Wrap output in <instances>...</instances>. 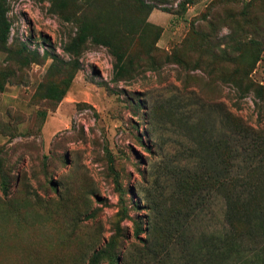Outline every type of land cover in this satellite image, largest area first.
<instances>
[{
	"label": "rangeland",
	"instance_id": "obj_1",
	"mask_svg": "<svg viewBox=\"0 0 264 264\" xmlns=\"http://www.w3.org/2000/svg\"><path fill=\"white\" fill-rule=\"evenodd\" d=\"M0 2V264H264V0Z\"/></svg>",
	"mask_w": 264,
	"mask_h": 264
},
{
	"label": "trees",
	"instance_id": "obj_2",
	"mask_svg": "<svg viewBox=\"0 0 264 264\" xmlns=\"http://www.w3.org/2000/svg\"><path fill=\"white\" fill-rule=\"evenodd\" d=\"M6 13H7V8L5 7V3L2 4L0 2V44L5 45L10 33V25L8 23V20L6 19ZM86 31V28H85ZM83 38V37H82ZM100 38V37H99ZM102 39H99V41H101ZM110 45L109 42H107ZM117 56V67H116V72L115 74L117 76H121L122 73L124 72V64H123V58L121 57L120 54H118V52L116 53ZM250 91V89H245L241 91V99H243L245 97V94H247ZM49 95L51 97H55L58 96V98L60 99L63 95L64 92H57V90H52L50 89L49 91ZM3 193L6 196L8 194V191L6 190V188H3ZM227 205L230 206V200L227 197ZM229 209V208H228ZM138 235V233H136V236ZM152 245V244H151ZM150 245V246H151ZM112 259V256L110 254V252L108 250H104L101 252H97L95 254H93L90 258L87 264H103V261H109Z\"/></svg>",
	"mask_w": 264,
	"mask_h": 264
}]
</instances>
